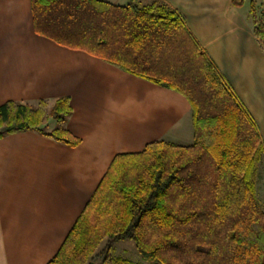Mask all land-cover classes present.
<instances>
[{"label": "trees", "instance_id": "1", "mask_svg": "<svg viewBox=\"0 0 264 264\" xmlns=\"http://www.w3.org/2000/svg\"><path fill=\"white\" fill-rule=\"evenodd\" d=\"M248 2L253 35L264 46V0ZM30 5L37 36L182 95L193 127L189 145L155 141L117 155L47 264H107L125 241L151 264H264V211L255 189L262 142L183 18L162 0ZM70 114L67 98L49 115L45 102H8L0 106V139L34 131L75 148L81 140L64 128ZM48 117L57 125L50 131Z\"/></svg>", "mask_w": 264, "mask_h": 264}, {"label": "crops", "instance_id": "2", "mask_svg": "<svg viewBox=\"0 0 264 264\" xmlns=\"http://www.w3.org/2000/svg\"><path fill=\"white\" fill-rule=\"evenodd\" d=\"M162 1L183 18L255 123L264 190V46L252 32L249 0L240 7L232 0ZM61 98L69 101L64 128L81 140L77 147L34 131L0 139V264H47L117 155L155 141L192 142L191 108L182 95L37 36L30 0H0V106L45 102L49 115ZM45 126L57 127L51 117Z\"/></svg>", "mask_w": 264, "mask_h": 264}, {"label": "rangeland", "instance_id": "3", "mask_svg": "<svg viewBox=\"0 0 264 264\" xmlns=\"http://www.w3.org/2000/svg\"><path fill=\"white\" fill-rule=\"evenodd\" d=\"M260 2V0H257ZM46 131H50L47 127ZM257 174L255 181V189H256V197L258 203L264 210V190H262L260 186V165L257 166ZM263 177V176H262ZM110 259V260H109ZM106 263L107 264H151L144 262L140 259L134 244L131 241H125L118 243L114 246L112 251L107 256ZM96 264H103L102 260L98 261ZM105 264V263H104Z\"/></svg>", "mask_w": 264, "mask_h": 264}]
</instances>
